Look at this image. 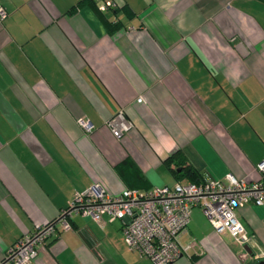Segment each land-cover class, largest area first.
Listing matches in <instances>:
<instances>
[{
  "label": "crops",
  "instance_id": "1",
  "mask_svg": "<svg viewBox=\"0 0 264 264\" xmlns=\"http://www.w3.org/2000/svg\"><path fill=\"white\" fill-rule=\"evenodd\" d=\"M112 1L0 0V260L96 182L111 194L173 186L181 160L205 180L260 176L264 0ZM120 111L133 126L116 137ZM237 214L244 247L195 205L179 235L191 246L170 264L264 260V203ZM72 224L28 264H154L129 248L123 219Z\"/></svg>",
  "mask_w": 264,
  "mask_h": 264
},
{
  "label": "built area",
  "instance_id": "2",
  "mask_svg": "<svg viewBox=\"0 0 264 264\" xmlns=\"http://www.w3.org/2000/svg\"><path fill=\"white\" fill-rule=\"evenodd\" d=\"M96 2L101 10L113 5L112 0ZM7 14L5 7L0 6V19L3 20ZM138 100L144 99L139 97ZM79 122L87 131L94 129L89 120L82 118ZM110 125L116 137H122L133 126L124 118L123 111L110 120ZM257 169L260 173L258 179L227 173L224 180L177 181L173 186L149 189L125 187L118 194L109 193L101 183H93L84 191L75 193L56 219L39 224L21 236L8 249L0 264L7 261L12 264L30 263L37 256L40 244L61 229H73L74 214L92 218L103 225L116 219L125 220L123 234L129 248L150 257L154 264H170L191 246L182 245L179 235L188 226L195 205H200L216 231L229 232L244 247L250 236L237 211L247 203H264V160L257 164ZM261 256L262 253L252 254L254 259Z\"/></svg>",
  "mask_w": 264,
  "mask_h": 264
},
{
  "label": "trees",
  "instance_id": "3",
  "mask_svg": "<svg viewBox=\"0 0 264 264\" xmlns=\"http://www.w3.org/2000/svg\"><path fill=\"white\" fill-rule=\"evenodd\" d=\"M118 25L119 23H112L111 21H108V26L111 30L116 28ZM183 162L184 160H181V162L177 163L179 164V166L173 168V173L176 176L177 180L181 181V178H187L188 181L192 182H201L205 180L202 178L201 173L193 165L184 164ZM141 176L143 177V175Z\"/></svg>",
  "mask_w": 264,
  "mask_h": 264
},
{
  "label": "water",
  "instance_id": "4",
  "mask_svg": "<svg viewBox=\"0 0 264 264\" xmlns=\"http://www.w3.org/2000/svg\"><path fill=\"white\" fill-rule=\"evenodd\" d=\"M246 248H247L249 251H252L251 248L249 247V245H246ZM256 264H264V260H260V261H258Z\"/></svg>",
  "mask_w": 264,
  "mask_h": 264
},
{
  "label": "rangeland",
  "instance_id": "5",
  "mask_svg": "<svg viewBox=\"0 0 264 264\" xmlns=\"http://www.w3.org/2000/svg\"><path fill=\"white\" fill-rule=\"evenodd\" d=\"M158 176L163 177L162 175H158ZM141 189H144V188H141Z\"/></svg>",
  "mask_w": 264,
  "mask_h": 264
}]
</instances>
